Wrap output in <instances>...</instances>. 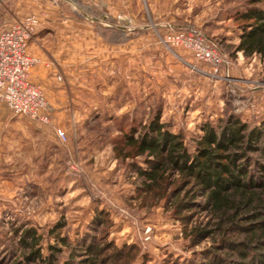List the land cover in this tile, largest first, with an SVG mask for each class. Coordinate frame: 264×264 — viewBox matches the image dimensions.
Here are the masks:
<instances>
[{
	"label": "rangeland",
	"instance_id": "obj_1",
	"mask_svg": "<svg viewBox=\"0 0 264 264\" xmlns=\"http://www.w3.org/2000/svg\"><path fill=\"white\" fill-rule=\"evenodd\" d=\"M56 1L70 8V0ZM43 2L0 0V29L27 16L40 19ZM135 3L129 4L121 20L127 29L126 47L110 50L104 64L77 67L85 82L66 95L77 112L76 125L63 129L43 123L52 127L56 141L43 140L35 174H19L13 187L0 188V264L21 259L19 241L27 228L43 236L44 255L50 245L62 249L60 264L68 261L78 244H91L92 238L98 243L106 239L118 248L136 246L139 255L134 264H204L214 250L212 238L200 243L192 238L195 227L210 222L206 213L186 224L165 201H144L136 172V166L146 167L143 160L122 161L114 147L157 118L172 133L182 134L191 151L205 126L218 132L236 120L250 129L262 126L264 59L246 58L236 50L242 33L237 17L249 0ZM190 29L205 35L225 62L214 67L197 60L192 50L168 41ZM111 40L117 42L118 37ZM46 97L51 118V101ZM57 129L66 133L67 141L59 139ZM57 225L63 228L56 229ZM60 238H67L70 245L61 244ZM81 255L77 259L85 258Z\"/></svg>",
	"mask_w": 264,
	"mask_h": 264
},
{
	"label": "trees",
	"instance_id": "obj_2",
	"mask_svg": "<svg viewBox=\"0 0 264 264\" xmlns=\"http://www.w3.org/2000/svg\"><path fill=\"white\" fill-rule=\"evenodd\" d=\"M247 6L237 17L242 33L236 50L264 59V0H249ZM203 132L191 151L182 134L157 118L141 132L127 134L114 151L122 161L143 160L146 167L138 165L136 172L144 201H165L186 224L206 213L210 222L195 227L192 237L198 243L214 241L204 264H264V123L250 129L236 120L219 132L208 126ZM19 242L22 257L13 264H60L62 249L50 245L44 255L43 236L36 229L23 230ZM59 242L70 245L67 238ZM77 246L64 264H134L139 255L134 245L118 248L103 238ZM79 254L85 258L77 259Z\"/></svg>",
	"mask_w": 264,
	"mask_h": 264
},
{
	"label": "crops",
	"instance_id": "obj_3",
	"mask_svg": "<svg viewBox=\"0 0 264 264\" xmlns=\"http://www.w3.org/2000/svg\"><path fill=\"white\" fill-rule=\"evenodd\" d=\"M136 1L70 0V8L59 5L56 0L41 3L38 10L40 26L30 42L29 51L42 62L33 69L31 80L43 87L51 101V126L67 129L76 125L77 112L67 102L66 95L74 93L77 85L85 82L84 72L77 67L104 64L112 54L110 50L120 52L126 47L127 29L121 25V20L126 16L129 4L134 2L136 5ZM112 36L118 37V41L112 42ZM120 58L121 53L118 54ZM59 74L63 75L65 82L61 83ZM55 137L52 127L14 117L1 103L0 188L13 187L19 174H35L33 169L40 159L43 140L49 138L55 143ZM17 168H25L26 172L19 173L15 171Z\"/></svg>",
	"mask_w": 264,
	"mask_h": 264
},
{
	"label": "built area",
	"instance_id": "obj_4",
	"mask_svg": "<svg viewBox=\"0 0 264 264\" xmlns=\"http://www.w3.org/2000/svg\"><path fill=\"white\" fill-rule=\"evenodd\" d=\"M39 26V17L31 15L0 29V103L6 104L14 116L47 123L50 121L48 99L43 87L31 80L33 69L42 62L29 51ZM168 41L192 50L197 60L214 67L225 62L215 45L199 31L183 30L170 36ZM58 78L62 81L61 76ZM56 133L63 142L67 141L62 129H57Z\"/></svg>",
	"mask_w": 264,
	"mask_h": 264
}]
</instances>
